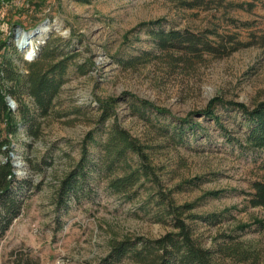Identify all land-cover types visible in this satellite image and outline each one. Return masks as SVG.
Returning a JSON list of instances; mask_svg holds the SVG:
<instances>
[{"label": "rangeland", "instance_id": "rangeland-1", "mask_svg": "<svg viewBox=\"0 0 264 264\" xmlns=\"http://www.w3.org/2000/svg\"><path fill=\"white\" fill-rule=\"evenodd\" d=\"M185 1L191 0H0V61L5 57L25 73L34 57L27 56L29 46L18 47L17 37L43 23L49 28L33 38L35 55L46 43L71 55L66 81L49 113L38 118L37 134L24 125L9 134L14 172L30 184L0 239V264H100L116 240L153 239L172 229L169 219L158 220L163 195L192 205L186 221L216 264H264V206L248 201L252 183L264 177V148L245 144L249 123L233 105L251 109L264 101V0H204L193 7ZM157 30L204 32L214 44L236 49L223 57L163 50L153 39ZM216 96L223 100L216 118L193 115L181 128L177 118ZM100 103H112L104 122ZM112 123L148 146L156 181L139 182L127 199L91 169L83 189L60 206V181L78 162L82 139L93 131L89 154L99 163Z\"/></svg>", "mask_w": 264, "mask_h": 264}, {"label": "trees", "instance_id": "trees-1", "mask_svg": "<svg viewBox=\"0 0 264 264\" xmlns=\"http://www.w3.org/2000/svg\"><path fill=\"white\" fill-rule=\"evenodd\" d=\"M203 1L185 2L193 7ZM153 39L160 49L180 50L198 56L205 53L214 57H223L236 49L226 44H214L204 32L197 34L190 31L157 30L153 32ZM2 44L5 47V42ZM70 58V53H64L63 49L50 47L46 43L41 46L37 55L27 62L25 73L16 69L13 62L5 57L0 61V154L5 158L0 159V239L20 214L23 204L22 195L30 184L29 179H18L14 172L9 155L11 151L9 134L16 133L20 125H24L30 134H37L38 118L45 117L49 113L53 99L66 81ZM24 95L29 97L32 106L25 103ZM6 96L17 103L16 112L8 105ZM137 101L155 113L168 112L150 101ZM222 103L221 97L216 96L205 108L177 120L183 128V124L191 125L193 115L216 118L214 110ZM233 105L241 110L249 123L245 144L252 148H264V101L257 103L251 109L240 102H234ZM100 109V122H104L111 115L112 103H100ZM93 142H95L94 133L89 131L82 139L78 162L60 181L57 191V202L60 206H66L71 196H77L81 182L86 179L91 169L105 174L109 189L127 199L135 195L136 185L139 182L156 181L157 175L147 153L148 146L132 136L127 129L117 123L109 125L104 141L100 145L99 163H93L90 158L89 146ZM79 189L82 190L83 186ZM252 189L249 194V204L254 207L264 206V177L254 181ZM211 194L216 193L211 192ZM163 197L161 206L163 205L164 217L159 215L158 220L164 222L169 219L172 229L153 239L136 236L116 240L110 246L109 252L101 258L100 264H116L124 258L140 264H216L213 251L196 241L191 226L186 221L184 213H188L192 205H176L165 195ZM188 216L211 222L217 220L216 215L213 214L207 216L188 214ZM229 248L234 255L239 252L237 247Z\"/></svg>", "mask_w": 264, "mask_h": 264}, {"label": "bare ground", "instance_id": "bare-ground-1", "mask_svg": "<svg viewBox=\"0 0 264 264\" xmlns=\"http://www.w3.org/2000/svg\"><path fill=\"white\" fill-rule=\"evenodd\" d=\"M48 28H49V24H47V23L41 24L38 28V31L35 34L30 36L31 39L27 44H25V42H24V35H22L23 33L18 35V37H17L18 44H24V45H22V48L29 46V48L27 50V56L28 57L30 56L31 50L34 48L33 38L36 37V38L40 39L47 32Z\"/></svg>", "mask_w": 264, "mask_h": 264}, {"label": "water", "instance_id": "water-1", "mask_svg": "<svg viewBox=\"0 0 264 264\" xmlns=\"http://www.w3.org/2000/svg\"><path fill=\"white\" fill-rule=\"evenodd\" d=\"M37 31H38V27L32 29L31 31H24V42H25V44H27L28 38L31 35L35 34ZM22 45H24V44H18V47L22 48ZM34 55H35V51H34V49H32L30 52V57H32V56L34 57ZM6 101H7L8 105L10 106V108L15 107V101L11 97L6 96ZM13 165L15 166V164H13Z\"/></svg>", "mask_w": 264, "mask_h": 264}]
</instances>
